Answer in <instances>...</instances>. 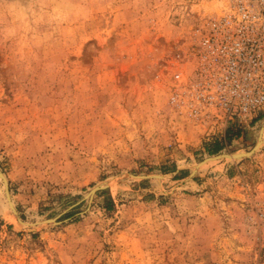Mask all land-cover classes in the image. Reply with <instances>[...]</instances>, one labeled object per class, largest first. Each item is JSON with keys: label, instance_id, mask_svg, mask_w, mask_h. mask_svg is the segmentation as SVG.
<instances>
[{"label": "rangeland", "instance_id": "obj_1", "mask_svg": "<svg viewBox=\"0 0 264 264\" xmlns=\"http://www.w3.org/2000/svg\"><path fill=\"white\" fill-rule=\"evenodd\" d=\"M217 5L0 0V264H264V107L171 100Z\"/></svg>", "mask_w": 264, "mask_h": 264}, {"label": "built area", "instance_id": "obj_2", "mask_svg": "<svg viewBox=\"0 0 264 264\" xmlns=\"http://www.w3.org/2000/svg\"><path fill=\"white\" fill-rule=\"evenodd\" d=\"M192 71L172 102L241 122L264 107V0H218L192 43Z\"/></svg>", "mask_w": 264, "mask_h": 264}, {"label": "trees", "instance_id": "obj_3", "mask_svg": "<svg viewBox=\"0 0 264 264\" xmlns=\"http://www.w3.org/2000/svg\"><path fill=\"white\" fill-rule=\"evenodd\" d=\"M217 149V150H216ZM220 148L219 147H214V149H208L209 154H214L216 153Z\"/></svg>", "mask_w": 264, "mask_h": 264}, {"label": "water", "instance_id": "obj_4", "mask_svg": "<svg viewBox=\"0 0 264 264\" xmlns=\"http://www.w3.org/2000/svg\"><path fill=\"white\" fill-rule=\"evenodd\" d=\"M251 152H247V153H245L244 155H248V154H250ZM243 156V155H242ZM237 158V157H236ZM97 189V187H95L94 189H92L90 192L91 193H93V191H95Z\"/></svg>", "mask_w": 264, "mask_h": 264}, {"label": "bare ground", "instance_id": "obj_5", "mask_svg": "<svg viewBox=\"0 0 264 264\" xmlns=\"http://www.w3.org/2000/svg\"><path fill=\"white\" fill-rule=\"evenodd\" d=\"M215 9H217V8H215ZM257 145H258V144H257ZM257 145L255 146V148L257 147ZM242 155H244V154H241V156H242ZM235 157H240V156H236V155H235Z\"/></svg>", "mask_w": 264, "mask_h": 264}]
</instances>
